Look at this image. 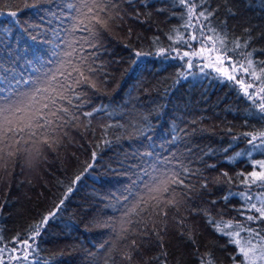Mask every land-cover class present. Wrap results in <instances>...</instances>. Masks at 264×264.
Masks as SVG:
<instances>
[{"label": "trees", "instance_id": "obj_1", "mask_svg": "<svg viewBox=\"0 0 264 264\" xmlns=\"http://www.w3.org/2000/svg\"><path fill=\"white\" fill-rule=\"evenodd\" d=\"M73 3L77 0H0V98L28 90L31 84L24 81L55 70L68 59L64 53L71 51L70 43L76 49L73 64L78 65L79 56L97 53L90 57L96 72L88 73L96 86L82 84L68 93L73 105H81L76 126L65 129L67 136L61 134L51 147L13 143L15 155L8 158L6 169L0 166V247L7 246L5 259L17 235H34L31 227L55 213L36 237L35 259L19 264H128L123 254L132 239L141 245L132 264H159L152 259L161 252L155 237L142 243L140 236L121 231V194L132 179L143 188L138 179L142 169L159 175L150 165L174 157L168 167L178 170L182 162L189 169L181 172L188 188L172 186L180 203L169 211L163 234L166 264H200L197 251L200 257L211 252L214 264H234L233 257L238 262L235 245L208 221L264 227V222H248L239 214L244 201L238 195L264 191L242 182L253 171V161L264 160V147L253 150L249 137L242 135L264 130L257 107L261 100L248 99L237 76L228 80L192 60L188 67L182 53L196 44L189 37H200L199 25L208 22L194 19L195 27L185 28L188 17L179 0H114V18L101 30L98 52L76 43L88 33L73 31L77 13L68 7ZM202 8L215 10L211 26L227 34L229 47L234 39H248L243 51H252L254 61H264V0H208L195 11ZM204 33L210 34L207 29ZM180 37L187 43L177 42ZM240 51L228 55L238 60ZM65 68L71 71L67 64ZM244 76V82H253ZM259 87L256 81L248 91ZM93 109L98 111L92 117L83 115ZM237 152L242 155L236 157ZM89 163L93 167L87 168ZM143 180L149 182V177Z\"/></svg>", "mask_w": 264, "mask_h": 264}, {"label": "snow or ice", "instance_id": "obj_2", "mask_svg": "<svg viewBox=\"0 0 264 264\" xmlns=\"http://www.w3.org/2000/svg\"><path fill=\"white\" fill-rule=\"evenodd\" d=\"M208 0H198L194 3L193 0H179V3L186 8V14L188 17L184 27L188 28L192 25V20L207 21L208 23H201L199 25L200 37L199 41L201 47L198 51L184 52L183 56L189 55L196 57H203L204 53H215L214 56L210 55L207 62L204 64L205 68H213L218 74H222L228 80L236 81L237 73H244L251 78L253 82H249L245 86L244 76H241L237 83L241 84L244 95L248 99L253 100L260 99L261 103L257 105L261 118H264V61H254L252 59V51L244 52L243 49L248 48L249 40L245 39L241 43L238 39L231 41V47H229V41L227 40V34L221 35L217 31L216 27L211 26V17L214 16L215 10L208 8H202L198 13L195 11L198 4H206ZM227 3V0H225ZM69 8H72L77 15L73 19L77 22L73 26V31L80 30L88 33V36L81 37L76 43L81 44V48L84 45L95 48L97 52V42L100 41L102 31L107 30L109 20L113 19L110 15L113 8L117 7L114 0H77V3L69 4ZM232 15L236 13L229 9ZM119 13L117 12V15ZM8 15L12 17L17 16L16 11H9ZM139 13H137V19ZM99 26V27H97ZM204 29H207L208 33L205 34ZM248 31L247 29L245 30ZM35 39V37H32ZM198 37L191 35L189 40L195 41ZM179 43H187L183 37L178 39ZM102 43L100 47H102ZM68 47L71 51L64 53V56L68 59L61 60L59 66L55 70L49 69L43 73L42 78L34 80L24 81L26 84H31V87L23 92H13L10 96L0 98V166L7 168L8 158L15 155L11 150L13 143L15 145L25 144H43L51 147L53 144L63 136H67L65 129L75 127L80 117L77 114V110L81 105H73V101L68 95L70 92H75V89L82 84H91L95 87V83L88 73H95L96 69L92 66L94 61L90 60V57L96 56V52L89 53L86 56L77 57L78 65L73 64L72 57L76 53V49L73 44H69ZM237 49H241L238 55L241 59L234 60L228 53H236ZM254 51V50H253ZM139 55V53H137ZM228 61L227 66L225 62ZM188 67L191 68L192 61L188 60ZM65 64L70 66L71 71L65 68ZM259 67V74L257 72ZM231 69V72L229 71ZM73 73L76 75L73 76ZM60 77L64 79L61 80ZM259 81L260 87L253 93H249L248 89L254 87V82ZM17 84L20 82L17 81ZM79 93L76 94V99L80 100ZM67 101L65 106L63 103ZM93 111L84 112L85 117H92ZM242 135L249 137L248 144L252 145L253 150H258L264 147V130H259L255 133H243ZM259 142V143H257ZM19 151V148H17ZM38 151V150H37ZM144 155L151 156L152 153H145ZM242 153H235L236 157H240ZM251 155V152L248 153ZM96 158V153L93 152V160ZM172 158L157 159L150 165L153 172L159 173V175H152L146 169H142V175L138 177L143 188L137 187V180L132 179L129 185L125 188L124 193L121 194L123 201L122 210V225L121 231L124 233L133 232L142 238V243H146L152 237H155V245L161 249L159 255L153 257L154 261H158L159 264H166V258L168 253L164 250L163 234L166 231V221L169 215V211L178 206L180 201L175 198V188L173 185L183 186L188 188L185 184L184 178L181 177V172L188 173L189 169L183 166L182 162L179 169L176 170L172 165ZM93 165L89 163L87 168H91ZM211 167H215L212 165ZM87 168L85 171H87ZM161 168H167V171H161ZM259 169V170H257ZM227 177V173H223ZM243 175V174H242ZM144 176L149 177V182L143 180ZM80 176L75 177V181L80 180ZM74 181V182H75ZM249 188L252 185H257L261 189H264V160L253 161V171L248 173L242 181ZM206 187V185H204ZM73 189L68 188V192ZM244 204L240 215L244 216L245 221L248 222H264V191H260L253 196L250 192H241L238 194ZM225 200L228 197H224ZM255 200L256 202H253ZM213 204L215 201L212 202ZM60 204H63L61 200ZM60 205H57L59 209ZM245 213H254L248 214ZM55 213H50L49 216H45L43 220L31 227L30 231L34 235L24 236L17 235L11 241L12 248L10 255L5 254L8 252L7 246L0 247V264H12V261H17L18 264L21 261L28 262L30 257H33V253L36 250L35 241L36 237L40 236L43 228L46 226L50 216H54ZM207 215V213H206ZM135 217V219H133ZM152 222V227H149V222ZM213 225L214 230L221 235L229 237V243L235 245L237 254L241 259L237 262L233 257L234 264H264V227H250L247 223L233 220H220L216 221L209 219L208 221ZM183 224V221H180ZM159 224V229L156 225ZM133 225L142 226L137 230ZM243 233V235H242ZM183 235V232L181 233ZM191 240L192 238L189 237ZM193 243H195L193 241ZM22 246V247H21ZM100 247H104L103 244ZM141 245L137 243L136 239H132L128 244V251L123 254V259L128 261V264H132L135 255L140 253ZM20 252V255L15 253ZM90 255H93L90 253ZM196 255L199 257L200 264H214V260L211 259V252L206 254V257H200L197 251Z\"/></svg>", "mask_w": 264, "mask_h": 264}, {"label": "rangeland", "instance_id": "obj_3", "mask_svg": "<svg viewBox=\"0 0 264 264\" xmlns=\"http://www.w3.org/2000/svg\"><path fill=\"white\" fill-rule=\"evenodd\" d=\"M195 42H196V44H195V48L194 49L192 48L191 50H187V51H183V52H189L191 54L193 51H198L200 49V47H201V44H200V41H199V37H198L197 40H195ZM210 55L214 56L215 53L209 54V53L205 52L203 57H196V56L189 55V56L186 57L187 59L185 58V63L187 64L188 60H192L194 63L205 64L207 62L206 58H208ZM227 64H228V62L226 61L225 62V66H227ZM229 71L231 72L230 68H229ZM242 75L244 76V73H242V72L241 73H237L236 76L238 77V80L241 79ZM247 84H248V82H245V85H247Z\"/></svg>", "mask_w": 264, "mask_h": 264}]
</instances>
